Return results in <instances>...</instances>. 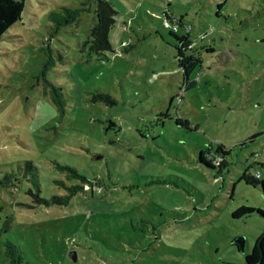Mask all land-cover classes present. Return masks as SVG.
<instances>
[{"label": "rangeland", "instance_id": "1", "mask_svg": "<svg viewBox=\"0 0 264 264\" xmlns=\"http://www.w3.org/2000/svg\"><path fill=\"white\" fill-rule=\"evenodd\" d=\"M110 1L107 57L89 48L96 0H24L1 41L0 176L13 177L0 184V264L6 240L28 264H247L264 231L262 189L240 180L251 164L264 179V0ZM65 7L79 17L58 23ZM168 13L202 61L184 92ZM219 144L223 167L200 163ZM27 161L45 198L78 186L68 203L35 201ZM242 205L257 210L234 217Z\"/></svg>", "mask_w": 264, "mask_h": 264}, {"label": "trees", "instance_id": "2", "mask_svg": "<svg viewBox=\"0 0 264 264\" xmlns=\"http://www.w3.org/2000/svg\"><path fill=\"white\" fill-rule=\"evenodd\" d=\"M24 9V0H0V47H1V41L4 38L5 32L8 30L10 26H12L16 21L21 19V14ZM64 10L66 11V14L63 16V20L58 19V23H69L74 20H76L79 17L80 9H71L65 7ZM116 9L112 2L110 0H96V7H95V14H96V20L93 23V25L90 28L89 33V48L90 52L96 54L100 58L107 57V52L114 51V47L111 44L109 40V31L111 27L115 23V14ZM166 19L173 20L171 16H169V13L166 14ZM177 24V23H176ZM164 25V22H163ZM164 27H166L164 25ZM169 28V27H166ZM171 34L176 39V49H177V58H178V64L183 72V85H182V91L184 92L186 89L195 86L196 80L191 79L190 76L196 71V69L201 66V57L198 55V48L197 44L194 43L192 39H190V31L191 26H187L185 33L180 34L178 33V24L177 29L169 28ZM205 35L202 34L200 36V39H204ZM206 50L208 51H214L213 46H206ZM46 71V65L42 69V74L45 75ZM180 88V87H179ZM52 95L54 97V100L56 104L61 108L64 109V98H63V92L62 88L60 86H53L52 88ZM179 97V100H182V97H180L179 92L174 95ZM92 100H106L111 101L112 98L109 94L103 93V92H95L93 93ZM173 99V97H172ZM176 124L190 127V120L187 118H184L182 116H176L175 117ZM197 126H194L196 128ZM258 133L253 134L250 138V140H254ZM244 143V142H243ZM208 152L209 149H206ZM229 153V150L225 148L223 144H219L216 148V152L214 153H205V150H201L199 152V161L200 163L204 164L205 166L209 168H221L223 167L225 163V155ZM211 155H221L222 156V165L216 163L214 159H212ZM255 157L258 156V152H254ZM257 163V159L253 162V164ZM252 165V164H251ZM250 165V166H251ZM249 166V167H250ZM65 169L69 170L73 176L80 177L83 181H88L87 177L81 173L78 172V170L74 167L70 166H63ZM246 167L243 172L241 173L240 180H244L245 182L251 183L254 186L260 185L262 192L264 194V179L261 178V174H256L258 169L255 170L254 173L250 172V168ZM26 171L28 170L30 172V179L34 182L36 185V193L35 195V201L38 203H45L47 205L51 203H59V204H66L68 203L71 195H73L77 191L78 186L72 185L70 187L71 193L66 196H58L53 195L50 198H45L41 196L40 193V182L38 179L37 174V167L32 161H27L25 163ZM260 172V171H259ZM13 177V174H7L4 178H1L0 176V184L5 183L6 181H9ZM92 183H89V185ZM257 209L252 206H245L242 205L238 208H236L232 215L234 217H241L243 215L249 214L251 212L256 211ZM258 212L262 213L264 215V211L261 209L257 210ZM6 247V254L9 258L10 264H28V262L25 261V258L23 256L22 249L19 245L15 244L11 240H6L5 242ZM246 263L247 264H264V231L261 232L254 242V245L250 249V251L246 254Z\"/></svg>", "mask_w": 264, "mask_h": 264}, {"label": "built area", "instance_id": "3", "mask_svg": "<svg viewBox=\"0 0 264 264\" xmlns=\"http://www.w3.org/2000/svg\"><path fill=\"white\" fill-rule=\"evenodd\" d=\"M164 25L172 29H177L176 22H173L172 20L165 19ZM211 157L212 159H214L215 162H221L223 160L221 155H211ZM259 173V171L256 172L257 175H259Z\"/></svg>", "mask_w": 264, "mask_h": 264}, {"label": "water", "instance_id": "4", "mask_svg": "<svg viewBox=\"0 0 264 264\" xmlns=\"http://www.w3.org/2000/svg\"><path fill=\"white\" fill-rule=\"evenodd\" d=\"M71 257H72L74 260H76V258H77V254H76V251H75V250H72V251H71Z\"/></svg>", "mask_w": 264, "mask_h": 264}, {"label": "crops", "instance_id": "5", "mask_svg": "<svg viewBox=\"0 0 264 264\" xmlns=\"http://www.w3.org/2000/svg\"><path fill=\"white\" fill-rule=\"evenodd\" d=\"M261 174V173H260ZM262 177V176H261Z\"/></svg>", "mask_w": 264, "mask_h": 264}]
</instances>
